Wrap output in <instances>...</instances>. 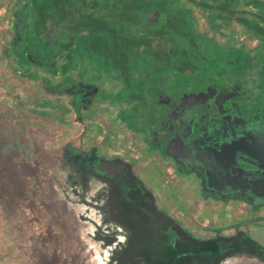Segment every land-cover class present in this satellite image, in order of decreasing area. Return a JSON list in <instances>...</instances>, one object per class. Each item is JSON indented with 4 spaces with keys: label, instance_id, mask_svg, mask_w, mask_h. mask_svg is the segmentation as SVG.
<instances>
[{
    "label": "flooded vegetation",
    "instance_id": "flooded-vegetation-1",
    "mask_svg": "<svg viewBox=\"0 0 264 264\" xmlns=\"http://www.w3.org/2000/svg\"><path fill=\"white\" fill-rule=\"evenodd\" d=\"M0 29L57 124L24 134L65 264H264V0H0Z\"/></svg>",
    "mask_w": 264,
    "mask_h": 264
},
{
    "label": "rangeland",
    "instance_id": "rangeland-1",
    "mask_svg": "<svg viewBox=\"0 0 264 264\" xmlns=\"http://www.w3.org/2000/svg\"><path fill=\"white\" fill-rule=\"evenodd\" d=\"M7 70L0 76V264H65L62 233L49 220V205L39 204L44 195L33 183L31 166L42 158L41 151L35 153L24 134L33 127L50 134L57 124L35 120L44 105L20 88L3 87L12 82Z\"/></svg>",
    "mask_w": 264,
    "mask_h": 264
}]
</instances>
